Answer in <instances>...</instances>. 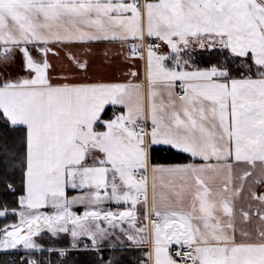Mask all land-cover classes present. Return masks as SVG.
Wrapping results in <instances>:
<instances>
[{"label": "snow or ice", "instance_id": "1", "mask_svg": "<svg viewBox=\"0 0 264 264\" xmlns=\"http://www.w3.org/2000/svg\"><path fill=\"white\" fill-rule=\"evenodd\" d=\"M0 221V264H264V0H0Z\"/></svg>", "mask_w": 264, "mask_h": 264}, {"label": "trees", "instance_id": "2", "mask_svg": "<svg viewBox=\"0 0 264 264\" xmlns=\"http://www.w3.org/2000/svg\"><path fill=\"white\" fill-rule=\"evenodd\" d=\"M158 159L161 162H172V161L176 160L177 158L170 156L166 152H161V153L158 154ZM0 223H3V221H0ZM127 255L130 256V257L139 256L140 252L136 251V252H133V253H128Z\"/></svg>", "mask_w": 264, "mask_h": 264}, {"label": "rangeland", "instance_id": "3", "mask_svg": "<svg viewBox=\"0 0 264 264\" xmlns=\"http://www.w3.org/2000/svg\"><path fill=\"white\" fill-rule=\"evenodd\" d=\"M82 210V209H81Z\"/></svg>", "mask_w": 264, "mask_h": 264}]
</instances>
